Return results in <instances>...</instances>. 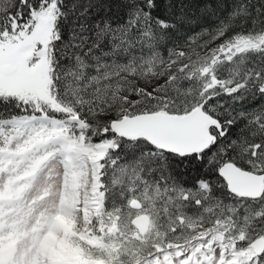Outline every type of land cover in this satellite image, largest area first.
Returning a JSON list of instances; mask_svg holds the SVG:
<instances>
[{"label":"snow or ice","instance_id":"obj_1","mask_svg":"<svg viewBox=\"0 0 264 264\" xmlns=\"http://www.w3.org/2000/svg\"><path fill=\"white\" fill-rule=\"evenodd\" d=\"M0 264H264V0H0Z\"/></svg>","mask_w":264,"mask_h":264}]
</instances>
